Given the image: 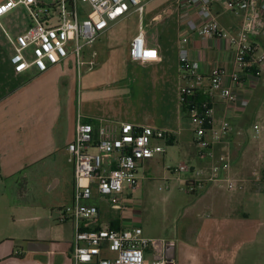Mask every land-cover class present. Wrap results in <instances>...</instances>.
<instances>
[{"label":"crops","instance_id":"1","mask_svg":"<svg viewBox=\"0 0 264 264\" xmlns=\"http://www.w3.org/2000/svg\"><path fill=\"white\" fill-rule=\"evenodd\" d=\"M176 2L146 0L143 23L147 48L156 59L141 63L130 58L129 44L139 26V14L131 9L125 16L111 21L92 45L84 47L85 59H89L93 51L97 52L96 65L92 69L85 65L81 71L71 57L40 73L34 67L16 73L10 61L13 49L3 27L12 34L25 31L27 28L18 27L25 7L18 5L3 15L0 24V174L6 187L15 188L12 194L18 193L21 182L37 177L50 189L63 184L68 194L66 203L60 205L63 206L73 199L74 169L67 145L75 138L79 117L95 125L106 119L163 129L167 138H155L154 143L163 145L165 151L156 155L165 160L169 151L179 154V162L167 165L168 169L187 163L209 173L212 166L217 165L218 176L237 178L243 184L241 188L228 190L217 181H208L193 191L190 185L198 176L188 177L187 188L196 195L189 206L191 221L182 239L168 238V254L175 258V264H246L250 254L264 250V245L255 244L257 238L264 237V218L252 214L249 206L260 200V193L264 195L257 181L258 173H264V71L252 82L246 67L241 71V82H232L230 75L235 63L230 37H203L191 31ZM211 8L221 25L232 35L237 34L242 13L231 12L226 0H212ZM190 11L196 21H202L196 8ZM260 30L258 22L249 24L250 41L258 45L259 51L264 50ZM184 36L188 38L189 54L198 61L202 73H208L214 65L222 66L226 83L248 99L246 107H233L226 104L208 81L195 88L198 97L209 100L213 124L229 122L228 131L213 143V159L199 158L195 133H186L188 129L195 131L196 127L192 128L191 124L196 122L193 112L184 110L179 91L181 84L190 82V78L184 77L179 62ZM257 123L263 125L260 134L254 129ZM256 136L262 138L254 146L246 144ZM240 141L241 146H236ZM151 159L145 160L141 168ZM95 202L100 213L90 225L103 226L110 224L109 220L118 221V227L139 225L133 222L132 214L121 211L111 214V219L102 223V202H107L99 198ZM71 222L75 234L74 222ZM33 236L29 241L46 242L48 250L32 251L28 249L29 241L24 247L16 241L5 240L0 243V264H72L74 235L64 242L39 234ZM260 260L264 262L262 257Z\"/></svg>","mask_w":264,"mask_h":264},{"label":"built area","instance_id":"2","mask_svg":"<svg viewBox=\"0 0 264 264\" xmlns=\"http://www.w3.org/2000/svg\"><path fill=\"white\" fill-rule=\"evenodd\" d=\"M79 2L90 4V15L80 17ZM211 2L177 0L176 7L181 17L186 19L188 28L198 35L230 37L235 63V70L230 75L232 82H241V71L246 67L249 71L247 76H252L251 81L255 82L264 71V50L259 51L258 45L250 41L248 27L252 22H258L264 36V0H227L228 9L242 13L243 17L235 35L221 25L212 11ZM18 5L28 11L30 24L27 29L12 34L3 27L13 49L10 61L16 73L33 67L40 73L69 61L71 57L75 59L79 71L85 65L92 69L96 65L97 52L93 51L91 57L85 59L84 47L92 45L111 21L125 16L131 9L139 14V26L129 44L130 58L141 63L157 58L147 48L143 23L146 0H5L0 3V24L1 17ZM191 8H196L201 22L191 16ZM187 40V36L182 38L179 62L184 77L190 78V82L179 86L181 96L194 93L199 83L208 81L212 89L220 92L227 105L246 107L248 99L241 97L226 83L222 66L214 65L208 73L199 70L198 61L189 54ZM211 113V107L204 116L193 112L197 124V154L201 159L215 157L213 143L229 129L227 120L219 126L214 125ZM262 128L261 124L254 125L257 134ZM155 138H167V132L130 121L117 123L101 119L95 125L92 121L78 118L75 138L67 145L74 169L73 199L57 209L59 221L74 222L72 264H175V258L168 254L170 241L164 237L146 236L140 225H90L100 213L95 202L97 198L122 213L127 210L123 203L125 189L135 192L139 187V169L143 162L165 151L163 145L154 143ZM227 165L228 162L225 163ZM169 169L173 173L195 171L198 178L190 185L193 191L208 181H217L228 190L243 186L237 178L218 176L217 165H213L209 173L204 168L195 169L187 163L169 166ZM258 181L264 192V174Z\"/></svg>","mask_w":264,"mask_h":264},{"label":"rangeland","instance_id":"3","mask_svg":"<svg viewBox=\"0 0 264 264\" xmlns=\"http://www.w3.org/2000/svg\"><path fill=\"white\" fill-rule=\"evenodd\" d=\"M78 10L80 17L88 16L92 12L90 4L86 2H79ZM29 24L30 18L24 8L22 17L20 15L18 20V27L25 29ZM191 127L195 128L197 124L192 123ZM250 132L253 133L252 129ZM186 133L192 135L195 131L188 129ZM261 138L252 137V142L248 141L246 144L253 145ZM241 143L240 141L236 146H241ZM177 162H179L178 152L172 154L169 151L165 160L161 155H156L142 168L140 167L141 177L138 189L135 192L130 189L124 191L123 203L127 206V210L123 213L132 214L133 222L141 225L145 234L149 236L166 239L174 237L179 241L187 232L185 227H188L191 221H189V206L196 198L193 191L187 188V179L190 176L197 177V175L191 170L171 172L167 165H175ZM263 174L258 173L259 177ZM8 187L0 174V243L5 240L16 241L26 247L27 242L35 234L49 239H58L61 242L73 238V223L71 221L60 222L57 217L58 206L66 203L68 198L63 184L50 189L40 177H37L27 183L21 182L17 194H12L15 188ZM259 198L260 200L249 203V206L252 214L264 218V195L260 193ZM102 204V223L108 222L111 214L120 213V210L110 208L107 203L102 202ZM109 221L112 222V220ZM256 243L260 246L264 245V237L257 238ZM250 257L246 264H264L260 260V257L264 260V250L250 254Z\"/></svg>","mask_w":264,"mask_h":264},{"label":"trees","instance_id":"4","mask_svg":"<svg viewBox=\"0 0 264 264\" xmlns=\"http://www.w3.org/2000/svg\"><path fill=\"white\" fill-rule=\"evenodd\" d=\"M182 100L183 105H185L183 107L184 110H187L189 112H196L197 116H204L211 107L209 100L206 97L204 99L198 97L197 93L184 94L182 95ZM189 183L190 182H187V184ZM110 226L118 227V221H112L110 223Z\"/></svg>","mask_w":264,"mask_h":264},{"label":"water","instance_id":"5","mask_svg":"<svg viewBox=\"0 0 264 264\" xmlns=\"http://www.w3.org/2000/svg\"><path fill=\"white\" fill-rule=\"evenodd\" d=\"M48 243L31 240L28 242V249L32 251L48 250Z\"/></svg>","mask_w":264,"mask_h":264}]
</instances>
